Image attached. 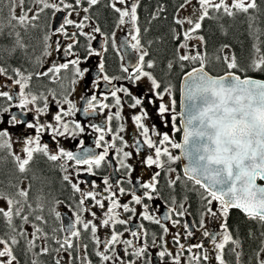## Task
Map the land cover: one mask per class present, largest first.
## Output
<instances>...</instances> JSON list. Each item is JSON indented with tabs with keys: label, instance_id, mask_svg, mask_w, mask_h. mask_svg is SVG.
<instances>
[{
	"label": "snow or ice",
	"instance_id": "6c2138e0",
	"mask_svg": "<svg viewBox=\"0 0 264 264\" xmlns=\"http://www.w3.org/2000/svg\"><path fill=\"white\" fill-rule=\"evenodd\" d=\"M100 3L101 0H0V41H8L0 43V61L23 58L34 67L42 68L44 58L52 57L53 53L70 58L62 63L52 62L47 70L35 72L0 65V77L12 81L11 85L0 82V117L8 114L10 108L18 107L21 114H12L6 123L12 128L25 125L24 132L34 130L35 133L17 135L19 149L13 151V133L0 127V161L11 157L15 166L6 185L0 181V201L5 204L0 206V264H21L17 249L24 257L31 256L26 264H44L40 257H52L54 264H75L77 260L79 264H93L90 259L93 255L97 258L96 264H145V261L150 264V247L160 249L159 258L162 261L170 258V264H182V261L183 264H229L225 258L228 245L231 247L227 248V254L234 257L235 264H241L243 244L239 230L234 236L229 226L232 210H238L246 220L258 224L260 235L264 237V51L259 42L262 30L256 26L257 15L254 14H264V9L258 0H195V3L182 0L173 17V24L178 27L171 29L172 39L178 43L173 60L166 65L168 72L174 71L177 65L181 70L192 66L182 77L184 99L182 110L177 114L176 100L165 101L166 95H172L171 84H165L162 78L149 71L155 64L145 59L149 52L142 45L138 26L139 0H107L106 7L116 14V27L130 26L123 45L139 55L131 65L120 66L122 75L106 73L104 54L110 38L112 47H116V34L112 32L110 37L87 15ZM189 5V14L180 17L179 11ZM163 11V6L157 8V12ZM81 12L85 15L79 21L71 18L73 15L79 17ZM59 13L64 16L57 28L51 30L45 24L49 30L44 31L38 41L40 55L30 54L26 38L33 39L34 30L40 27L41 14L55 17ZM238 15L247 19L249 34L257 40L253 58L243 63L229 44H222L209 53L205 36L201 34L204 21L234 19ZM152 18H157L156 13ZM69 26L74 30L69 31ZM85 28L90 30L86 32ZM97 34L102 37L101 50L93 46ZM53 36L58 38L53 40ZM190 41L197 43L190 45ZM93 57L98 58L99 75L87 91L95 90L102 79L105 84L112 85V102L102 103L95 94L88 98L86 91L81 95L86 101L82 112L88 117L108 110L103 126L90 125L93 132L99 134L96 148L103 146V152L96 154L87 149L74 154L62 146L53 150L48 143H41L46 131H50L53 139L76 138L84 132L81 123L70 119L81 109L69 97L75 86L91 76L92 67L82 65L89 64ZM213 61L222 65L223 75L213 76L207 70V65ZM62 72L65 75H61ZM248 73L256 74V78L249 77ZM34 77L38 81L47 78L58 84L59 92L49 88L47 95L34 94L30 88ZM124 80L136 88L142 83L147 87L141 89L142 95L138 97L129 87L113 84ZM15 86H18V96ZM6 88L13 90H4ZM121 93L123 96L119 95ZM49 96L55 100L58 111L52 114L51 122H43L40 117L49 114ZM14 99L19 103L12 104ZM103 100H109V96H103ZM38 101H43V106L34 108L35 122H27L22 117L33 111L29 106H35ZM145 101L154 106L160 101L157 118L167 127L170 117L171 127L183 132L182 143L176 142L167 132H159L155 126H146L150 114L145 110ZM125 104L131 109L139 108V114H132L131 120L143 139L134 134L131 145L120 135L125 131L123 124L115 129L107 127L114 120L123 119L121 112ZM178 117L180 127L176 123ZM3 123L5 121L0 120V124ZM108 134H111V143L105 141ZM129 147L134 148L136 154H141L142 150L152 153L146 154L142 161L149 169H157L148 182L138 179L129 190L121 185H131L132 180L114 184L104 177L102 188L95 181L87 190L81 188V183H85L79 180L81 173L96 175L110 149L115 150L118 158V171L125 170L130 176L133 169L126 161L133 153L125 150ZM171 150H179L180 154L175 155ZM37 154L49 162H59L62 181L70 187V198L76 203L73 218L66 226L61 222L53 227L44 215L47 209L48 216L61 221L62 214L56 209L64 202L55 197L49 199L51 194L44 190L47 179L40 174L41 170L30 167ZM177 162L183 163L182 175H173L177 172L173 167ZM28 173H31L30 178ZM25 180L29 182L24 183ZM33 182L40 183L35 191ZM162 182L170 193L166 211L156 215L151 202L160 199ZM138 190H142L141 194H137ZM191 192L199 196L198 208L193 209L189 203ZM125 195L130 196V200L121 202ZM136 206H141L142 211L138 213ZM93 209L99 210V215ZM85 214L91 219H86ZM191 216L196 219H186ZM134 218L141 222L132 226ZM143 221L158 226L160 231L150 234ZM210 223L218 224V228L209 227ZM118 225L124 226L122 231L117 230ZM101 229L108 230L103 237L98 235ZM197 232L200 233L197 242L186 243L196 237ZM57 233H63V239ZM125 233L131 238H126ZM253 235L248 232L249 237ZM203 241L210 242L211 247ZM185 253L190 255L185 257ZM261 257H264V242L255 252V264H264Z\"/></svg>",
	"mask_w": 264,
	"mask_h": 264
},
{
	"label": "flooded vegetation",
	"instance_id": "af4514ba",
	"mask_svg": "<svg viewBox=\"0 0 264 264\" xmlns=\"http://www.w3.org/2000/svg\"><path fill=\"white\" fill-rule=\"evenodd\" d=\"M195 2V0H193ZM264 1V0H263ZM140 3V7H141V0H139ZM140 7L138 8V26L141 29V38H142V45L144 47L145 43L147 40L143 39V35L146 39L147 36L144 34V31L147 29V26H143L142 23H145V21H143V16L145 14H147L150 11H145L143 9H140ZM4 12H7V7L4 8ZM156 13V15L159 14V12H154ZM163 13H166L165 11H163ZM82 15H85L83 12H81ZM90 15L92 17L93 15V9L90 10V12L87 14ZM51 19V26L50 29L53 30V17L50 15ZM92 21H94L92 19ZM92 21L88 22L89 24L92 23ZM116 21V22H115ZM114 21V26L115 27H106L103 28L102 30L106 33L109 34V36L111 37V33L115 32V40H116V47L113 48L112 47V43H111V38L109 39V43H108V51L104 54L105 55V67H106V73L110 76L113 75H122V73L120 72V66L123 64L125 66H128L125 58L120 50V42L125 39L126 36L129 35L130 32V26L129 25H125L124 26V32L122 35H118V29L116 27V23L117 20ZM95 22V21H94ZM96 23V22H95ZM178 27V26H177ZM71 28V27H70ZM40 30L42 28H39ZM90 29V28H88ZM73 31V30H72ZM2 43V41H0ZM81 42L83 43V38H81ZM102 42V37L99 36V34H97V40L93 42V46L97 49V50H101L100 49V43ZM176 44L178 43L177 41H175ZM7 43V41H6ZM147 50V49H145ZM81 51V55L83 54V49L80 48ZM182 51V50H181ZM137 54V56L139 55V53L135 52ZM33 55H40V48L37 49L36 52H34ZM66 59H70V58H64L62 56H60L57 53H53V62H57V63H62V62H66ZM147 61V57L145 58ZM25 61V60H24ZM21 62L19 61L18 63H13V60H7V61H0V65L2 66H8L11 65L12 67H20L22 70H24L23 66H20V64H24L27 67V62ZM90 66L92 67V72H91V76L87 77L85 79V81L81 82L80 84H78L77 86H75V91H73L70 95V99L73 101V103H75L77 105L78 108L81 109L80 112H77L75 117H72L70 119H75L77 122L81 123V126L84 128V132L80 133L78 136H76V138H72V137H57L56 139H53L51 136L50 131H46L44 134H42L41 136V143H48L50 145V148L55 150L58 149V147H64L65 150L67 151H71L74 154L82 152L84 150L87 149H92L96 154H101L103 152V146L101 148H96L95 145V141L98 138V133L93 132L92 128H91V124H99L101 126L104 125V122L107 118L108 110L105 109L103 112H97V114L93 115V116H84L83 112H82V108L84 106V104L86 103V101L84 99H81V95L86 92L88 90V88H90L91 83L94 82V78L99 75L98 73V58H91L90 63L89 64H84L82 65V67H87ZM45 66H43L42 68L44 69ZM48 66L45 68L47 69ZM28 69V67H27ZM131 70V69H130ZM148 70V69H146ZM28 71V70H27ZM38 71L37 67H34L33 72ZM151 71V70H149ZM9 74H11V72H9ZM61 75H65V73H61ZM0 82L6 83L8 85L12 84V81H8L3 77H0ZM66 85H67V81H63ZM113 84L117 87H129L131 91H133V93L137 94L138 97H140L142 95L141 93V89L147 87V84H141L139 88H136L132 85H130L128 83V81L124 80V81H114ZM112 87V85H107L105 84V82L101 79L99 86L93 90V91H87V95L88 98L91 97V95L95 94L98 97V100L102 103H111L112 102V98L110 95V88ZM30 88L33 91L34 94H39L41 92H43L45 95H47V89L51 88V89H56L57 92H59V85L55 84V83H51L47 78H45L43 81H38L37 79H33V81L30 84ZM4 90H13V89H4ZM15 93L18 96L19 92H18V86H15ZM109 96V100L104 101L103 100V96ZM121 96H123V94H119ZM48 98H50L49 100V114L48 115H44L40 117V120L43 122H51L52 121V114L56 111H58V106L56 105L55 100L52 99L51 96H49ZM57 98H61V97H57ZM170 99H175V95L174 92L172 91V95L171 97L169 96H165V101H168ZM12 104H18L19 100L18 99H14L12 102ZM160 103V101H157L156 105H148L147 102L145 101V110L149 112V118L148 120L145 122L146 126H155L157 128V130L161 133L167 132L170 134L171 138H173L176 142H180L181 143V136H182V131L177 132L175 131V129H173L171 127V120L170 117L168 118V126L165 127L163 124H161L160 120L157 118L156 115V110L158 107V104ZM43 106V101H38L37 104L35 106L30 105L29 107L33 109V111H28L26 115H24L22 118L25 119L27 122H35L36 116L34 113V108L35 107H42ZM65 109L67 108V105L64 106ZM176 110H177V114H179L180 112V105L177 108V102H176ZM113 112L115 111V109L112 110ZM12 114H21V110L18 107H12L9 110V113L4 115L3 117H1L3 121H5V123H3V125H0V127H5L8 128V130L13 133L12 135V139L13 137H17V135H19L20 133L24 132L25 129V125H20L16 128H12L10 127L6 121L10 120L11 115ZM132 114H139V108L137 109H131L127 106V104H125L123 106V111L121 112V115L123 117V119L121 121H113L112 123L108 124L107 127L110 128H118L120 124L124 125L125 131L120 133L121 136L124 137L125 141H127L130 145L132 143H134L133 141V135L135 134L136 138L138 139H143L142 137L139 136L138 132H136L135 130V125L132 123L131 120V115ZM177 127H180V120L179 117L177 119ZM25 135H34V130H27V132H24ZM151 134V132H150ZM105 141L111 143V134L105 135ZM119 143V142H117ZM146 148V146H145ZM19 149V146H18ZM13 150H14V146H13ZM126 151H130L133 153V156L126 161V163H128L131 168L133 169V171L131 172V175H127L125 170H119V163H118V158L116 156L115 150L114 149H110L109 151V156L106 157V160L103 162L102 167L98 170H96L97 174L96 175H88L87 173L82 172L81 175L79 176V180L85 181V183H81V188L87 190L89 185L91 184V182L95 181L97 184L101 185V188L103 187L102 181L104 177H108L110 182L112 183H116L119 181H127V180H132V184L129 185L127 183H123L121 186L126 187L127 189L131 190V188L133 187V185H135L136 180L138 179H143L144 182H148L150 180L151 175L154 174L155 171H157V169H155V167L149 169L145 164L142 163V161L144 159H146V154H152L151 152H147L145 153L144 150H142L141 154H136L135 153V149L132 147H129L127 149H125ZM173 152V154L175 155H179L180 152L179 150H171ZM37 161V165H41L43 167L46 166V163H44L46 160L45 157H43L40 154H37L35 159ZM54 164V166L57 168V173L59 174L60 179H62V172L60 171L58 164L59 162H52ZM71 164L74 165V162H69ZM31 166V165H30ZM173 167H175L177 169V172L173 175L176 174H181L182 175V165L181 162H177L175 165H173ZM10 177V176H9ZM164 178L167 179L166 174L164 175ZM28 180H25L24 183H28ZM6 185V182H5ZM61 185L64 187V191L62 196L63 197H58V200L63 201L64 203L57 206V211H59L62 215L64 213H67L71 218L72 215L69 211H72L75 208V201L73 199H71V190L70 187L66 186L65 183L62 181ZM38 187L33 186V191H35V189ZM160 188V199L154 202H151L153 204V208L155 209V214L156 215H162L167 208V198L169 196L170 193V189H168L164 183L162 182L159 186ZM142 190H138L137 194H141ZM193 198L194 200L190 201L189 203L192 205V208H198L199 204V196L198 194H194L193 193ZM130 200V196L125 195L123 197H121V202H127ZM193 201L194 204H193ZM2 203L3 206H5L3 201H0ZM147 202V201H145ZM87 203L91 204V201H88ZM71 206V207H69ZM137 207V212L139 213L140 211H142V207L141 206H136ZM94 211H97L98 215H99V210L97 209H93ZM232 211H236V210H232ZM44 215L49 219V223L53 226V227H58L59 224L62 222L61 221H54L53 218L51 216H48V212L45 213ZM130 214H123V216H127ZM90 219V215L86 214L85 218ZM186 219H188L189 221H192L194 219H196L195 216H191V217H187ZM141 221L138 219H133L131 224L132 226H135L137 224H139ZM143 223L145 224V227L149 230V233L151 234L152 232H159V228L158 226L151 224L148 221H143ZM209 227H213V228H218V224H209ZM124 228V226L122 225H118L117 226V230L118 231H122ZM107 229H101L98 232V235H101V237H103L104 233L107 232ZM176 229H172V232H175ZM63 234V233H62ZM57 235L59 236V233H57ZM64 235V234H63ZM61 237V235H60ZM125 237L126 238H131L130 235H128V233H125ZM200 238V233L197 232L196 237H194L193 239H191L188 243H196L197 240ZM170 239V237H169ZM183 242V241H182ZM186 242V243H187ZM208 247H211L210 242L208 241H203ZM85 243H88L87 240H85ZM171 247V246H170ZM230 247V245L226 246V253H227V248ZM160 249L158 248H149V252H148V256H150V264H158V259L160 264L163 262L159 256H158V252ZM55 255V253H53V256ZM168 257L165 258L164 263H166V261H168L169 259H167ZM90 259H92L93 263L96 262V257L93 255L90 257ZM75 264H79V260H77L75 262ZM148 264V263H147Z\"/></svg>",
	"mask_w": 264,
	"mask_h": 264
},
{
	"label": "trees",
	"instance_id": "16d2710c",
	"mask_svg": "<svg viewBox=\"0 0 264 264\" xmlns=\"http://www.w3.org/2000/svg\"><path fill=\"white\" fill-rule=\"evenodd\" d=\"M141 2L140 9L150 11L145 14L142 19L145 21L142 25L147 26L144 34L148 39L143 35V39L147 40L144 48L149 52L147 60H152L155 64V67L151 69V71L158 78H162L165 84H171L178 108L180 102V83L183 75L186 74L187 71H190L192 66L189 65L186 69L181 70L179 65H177L174 71L168 72L166 65L174 58L176 42L172 39L171 29L177 27L173 24V17L182 0H141ZM258 2L261 4V8L264 9V1L258 0ZM106 4L107 0H101L100 4L92 8V19L103 28L115 27L113 24L116 20V14L107 8ZM161 6H163L166 13L159 12L157 18L153 19V13L155 11L157 12V8ZM254 14L257 15L256 26L262 30L259 36V42L261 50L264 51V14ZM51 19L50 14H41V20L38 23L40 25L39 28L42 29L34 30V37L32 40L26 38V43L30 45V54H34L39 48L38 41L42 38L44 31L50 29ZM46 23L49 26V29L45 28ZM201 34L205 36L209 53L219 48L222 44H229L240 62L243 63L253 58V47L257 43V40L249 34L248 21L243 15H238L234 19L224 17L220 20H206L204 21ZM2 43H6V40H2ZM12 60L14 66L15 63L24 61L23 58H13ZM20 66H23L24 70L26 69L28 72H33L34 65L31 63L27 62L28 69L24 64H20ZM207 70L210 74L215 76L224 74V68L222 65L215 61L207 65ZM247 75L256 78V74L254 73H248ZM44 163H46V166L43 165L42 167L41 165H37V161L34 160L30 167L34 170H41L40 174L47 179L48 183L45 185L44 190L46 194H51L49 199L52 197H55L56 199L58 197H63L62 194L64 187L61 185L62 179H60L59 174L57 173V168L52 162L45 161ZM14 171L15 166L11 157L0 161V181L7 183L9 176H11ZM27 175L29 178L31 177V173H28ZM33 186L40 187V183L33 182ZM193 193L197 194L195 192L188 194L190 198L189 202L194 200ZM194 202L195 201H193V204ZM229 226L234 236H236V230H239V238L242 240L243 244L241 264H255V252L259 250L262 246V242H264V237L260 235L261 229L259 225L255 222L246 220L243 214L239 211H232V214L229 217ZM249 231L254 234L252 237L248 236ZM59 235H62V233H59ZM17 255L20 258L21 264H26V260L31 258L30 255L29 257H24L19 249H17ZM225 258L229 261V264H235L233 256L226 253ZM40 259L44 261V264H54L52 257H40ZM93 264H96V262Z\"/></svg>",
	"mask_w": 264,
	"mask_h": 264
},
{
	"label": "rangeland",
	"instance_id": "374dc122",
	"mask_svg": "<svg viewBox=\"0 0 264 264\" xmlns=\"http://www.w3.org/2000/svg\"><path fill=\"white\" fill-rule=\"evenodd\" d=\"M194 2V1H193ZM195 3V2H194ZM191 11V6L189 5L187 8H185V9H183V10H180L179 11V15H180V17H185V16H187L188 14H189V12ZM83 17V15L82 14H80V16L79 17H77L76 15H73L71 18L72 19H74V20H77V21H79L81 18ZM55 19V17H53V20ZM52 20V21H53ZM53 24V23H52ZM71 26H69V28H68V30L69 31H72V30H74V29H72V28H70ZM187 27V26H186ZM54 30V29H53ZM86 32L87 31H89L90 29H88V28H85L84 29ZM119 31H118V35L120 36V35H122L123 33H125L124 32V26H122V28H119L118 29ZM58 37H56V36H53L52 37V39L53 40H55V39H57ZM190 43V45L191 44H195V43H197L196 41H190L189 42ZM39 47V46H38ZM182 52H183V50H182ZM53 62V56L52 57H50V58H44V61H43V66H45L44 67V69L43 68H38V71H44V70H47V69H45L47 66L49 67V66H51V63ZM48 100H50V98H48ZM2 118L0 117V120H1ZM0 125H3V124H0ZM16 139H17V137H13V139H12V141H13V146H14V150L13 151H18V144L16 143ZM0 206H3L2 205V203L0 202ZM57 210H59V209H57ZM70 213H71V215H72V211H69ZM86 215V214H85ZM87 219V218H86ZM88 219H89V217H88ZM90 219H91V217H90ZM63 234L61 235V237H60V235H59V237L61 238V239H63ZM183 242H185V241H183ZM187 242V241H186ZM189 242V241H188ZM187 242V243H188ZM187 255H190V254H188V253H185V257L187 256ZM261 258H264V257H261ZM167 259H169V258H167ZM148 260L150 261V256H148ZM148 263V261H145V264H147ZM158 264H160V262H159V259H158ZM161 264H170V259L168 260V261H166V263H164V261L161 263ZM182 264H183V261H182Z\"/></svg>",
	"mask_w": 264,
	"mask_h": 264
},
{
	"label": "water",
	"instance_id": "95a60500",
	"mask_svg": "<svg viewBox=\"0 0 264 264\" xmlns=\"http://www.w3.org/2000/svg\"><path fill=\"white\" fill-rule=\"evenodd\" d=\"M63 16H64V13H59L55 16V19L53 20V29L57 28L59 26V24L62 22V19H63ZM123 41L124 39L120 42V50L125 58V61L127 63V65H131L132 63L135 62L136 58L138 57L137 54L130 48V47H126L123 45ZM212 75V74H211ZM215 76V75H213ZM183 78L181 80V83H180V102H179V105H180V111L182 110V104L181 102L183 101L184 97H183V94H182V88H183ZM181 126V125H180ZM183 138V132H182V136H181V143L183 142L182 140ZM183 163H187L186 161H184ZM183 163H181L182 165V169H183ZM238 211V210H236ZM70 216L67 214V213H64L62 215V222L65 224V226L70 222Z\"/></svg>",
	"mask_w": 264,
	"mask_h": 264
}]
</instances>
